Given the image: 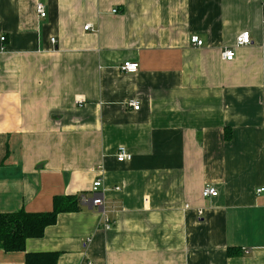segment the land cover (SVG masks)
Segmentation results:
<instances>
[{
	"label": "crops",
	"instance_id": "crops-1",
	"mask_svg": "<svg viewBox=\"0 0 264 264\" xmlns=\"http://www.w3.org/2000/svg\"><path fill=\"white\" fill-rule=\"evenodd\" d=\"M263 91L264 0H0V213L99 177L114 220L83 204L0 264H264Z\"/></svg>",
	"mask_w": 264,
	"mask_h": 264
},
{
	"label": "trees",
	"instance_id": "trees-1",
	"mask_svg": "<svg viewBox=\"0 0 264 264\" xmlns=\"http://www.w3.org/2000/svg\"><path fill=\"white\" fill-rule=\"evenodd\" d=\"M83 195V194H81ZM81 195H56L53 209L43 212H28L24 209L0 213V248L5 251H24L29 238L41 237L48 226L56 223L59 214L78 211L83 203ZM239 250L229 248L230 255ZM59 252H29L25 264H57Z\"/></svg>",
	"mask_w": 264,
	"mask_h": 264
},
{
	"label": "built area",
	"instance_id": "built-area-1",
	"mask_svg": "<svg viewBox=\"0 0 264 264\" xmlns=\"http://www.w3.org/2000/svg\"><path fill=\"white\" fill-rule=\"evenodd\" d=\"M117 9H114L113 12H116ZM37 12L41 17H45L47 15V9L42 2L37 3ZM89 24L85 26L86 29L89 28ZM4 39V37H2ZM55 39L53 38V41ZM191 42L193 45L202 46L204 41L197 35L192 36ZM252 43L251 34L249 31H242L236 38V43L232 47H228L223 51V58L226 60H233L236 55V48L240 46L250 45ZM140 64L137 61H125L121 66L120 69L124 72L128 73H135L139 70ZM263 102H264V91H263ZM130 105L134 107V109H139L141 107V103L135 99L130 100ZM132 159V154L125 148L120 147L117 160L120 162H124L127 160ZM102 179L97 178L92 185V193L93 196L90 198L87 195H81L80 199L83 204H90L93 207L100 210L101 214V223L100 227L104 229H110L114 225V220H112L108 214V211L105 208V200L100 195V188L102 187ZM264 187H261L257 190V192H263ZM218 194V190L215 186L206 185L202 189V195L204 197H211L216 196ZM202 211H200L201 213Z\"/></svg>",
	"mask_w": 264,
	"mask_h": 264
}]
</instances>
